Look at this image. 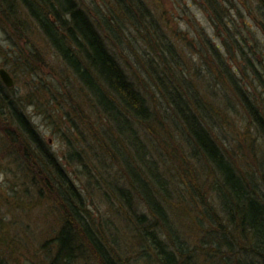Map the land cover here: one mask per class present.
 Masks as SVG:
<instances>
[{"label": "trees", "instance_id": "16d2710c", "mask_svg": "<svg viewBox=\"0 0 264 264\" xmlns=\"http://www.w3.org/2000/svg\"><path fill=\"white\" fill-rule=\"evenodd\" d=\"M168 1L178 18L188 16L190 5ZM192 4L203 10L213 31L188 20L193 26V62L203 61L206 70L204 75L197 68L193 77L192 64L181 61L190 45L183 42L189 39L170 37L165 31L166 26L172 31L177 21L165 7L160 12L161 0H0V24L14 31L15 39H8L15 50L13 69L36 80L42 60L32 42L37 36L70 71L79 91L76 99L69 95L58 102L54 94L47 95L46 104L54 105L52 118L37 102L43 98L36 90L45 83L21 96L13 91L12 70V88L0 79L5 144L22 150L20 166L36 175L37 196L45 202L54 200L61 212L57 232L40 247L44 264H80L89 259L96 264H127L119 227L103 218L98 221L84 190L68 172L72 162L85 168L94 193L125 210L131 223L137 220L133 237L144 249L151 248L147 258L154 257L159 264L190 260L189 245L169 206L171 200L184 196L176 187L180 183L193 196V228L202 242L193 246V264H264V104L254 100V86L243 84L240 77L247 78L250 71L264 88V72L251 57L248 39L234 26L239 17L247 29L255 25V31L264 35V0H248V4L192 0ZM247 13L253 24L245 22ZM235 53L241 56L242 67L230 69L225 58ZM210 67L216 71L212 73ZM26 102L50 119L67 141L65 163L29 119ZM57 111L62 112L61 119ZM227 113H241L245 142L249 134H257L259 143L260 137L259 151L253 150L255 141H251L253 159L242 143L227 139ZM88 114L102 115L91 135L102 158L109 157L119 167L115 174L112 165L102 166L99 154H93L99 166H94L96 174L92 172L85 162L89 152L68 140L72 132L80 135L81 128L91 125ZM231 143L239 146L243 159H237ZM247 163L251 169L242 170ZM137 196L145 207L142 214L132 205ZM8 225L12 226L0 211V264H11L6 254L12 232ZM198 253L201 263L196 262ZM38 263L42 264L30 261Z\"/></svg>", "mask_w": 264, "mask_h": 264}, {"label": "rangeland", "instance_id": "374dc122", "mask_svg": "<svg viewBox=\"0 0 264 264\" xmlns=\"http://www.w3.org/2000/svg\"><path fill=\"white\" fill-rule=\"evenodd\" d=\"M180 1L182 5H190L187 8L188 16L186 18L183 15L182 18H178V11L175 10L171 4H169V1L161 0V3H163L164 6L159 7L160 12H162V8L165 7L168 10L167 12L169 16L177 21V23L173 24L172 31L167 26L164 29L165 31H168L170 37H175L178 35L181 37L178 39H189L188 42H183V45H186L187 43H190V45H187L186 48H184L185 50L181 54V61L187 62L190 65L192 64L193 69H190L192 70V77L193 75H196L195 72L197 68L200 74L205 75L206 70L202 69L204 62L194 59L197 65L196 67L192 59L194 51L193 48H195V45L193 44L194 41L190 40V38L193 36V26H191L188 20L193 21L196 26L204 27L206 31L209 30L211 34H213V31L210 29V24L206 19V15L200 7L193 5L192 0ZM245 3L248 4V0H245ZM246 16H248V20L245 22L248 23L249 21L253 24L254 19H251L252 16L250 17L248 13ZM235 22L236 24H234V26L236 25L237 29L246 36L245 39H248L246 45L248 46V43L251 44V46L248 47L249 52L253 55L251 57L257 60L261 72H264V35L258 31H255V25H253L251 29H247L243 20L239 17H237ZM180 32L183 35H181ZM13 34L14 31L12 29L5 27L3 23L0 24V68H5L8 72L12 70V74L16 76V83L15 85L13 84V91L21 96L30 93L33 88L39 86L40 82L45 83L46 86H40V89L38 88L36 90V95L41 96V98L44 100L42 99V101L37 102L42 105V108L48 110L53 118L55 117L52 109V107L54 108V105L46 104L45 101L47 100V95L50 93L54 94L55 102L63 100L62 97L69 95L71 98L76 99V95L79 91L77 84L74 81V77L70 71L66 69L64 65H62L59 58L53 54V51L48 49L46 45H43L42 42L40 43L38 41L40 38L37 36L34 38L32 36V42L40 50V56L42 60L39 62L41 71H37L34 74L36 80H33V77L31 76L23 75L13 69L14 64L11 62L13 60V53L15 50H13V46L10 45V42H8V39H15ZM178 39L176 42L180 41ZM214 40L215 42L219 43L222 52H225V49L222 47L218 38H215ZM22 47H24V44ZM185 51L187 52L186 54ZM225 59L230 69L237 65L242 67L243 62L241 56L236 53L232 55L227 54ZM2 63H4V65ZM209 70L212 73L216 71V69H211V67ZM248 73L249 75L247 78L245 75H240L242 83H247V85L248 83L252 84L254 86V89L252 90L254 100L264 104V88L258 83L255 76L250 71H248ZM24 109L31 122L50 146V150L55 152L62 163H65V157L63 154L64 152H67L68 149L66 144L67 141L62 139L61 135L59 136L58 132L56 131L57 127L56 129L55 127H52L50 125V119L44 117L43 115H39L37 108L27 104V102L24 104ZM84 109L86 113L90 112L88 108L84 107ZM93 111H95V109ZM57 114L58 118L61 119V116L63 115L62 112L57 111ZM239 115L236 116L233 113H227V118L229 119L228 122L230 125L227 139L229 138V140L232 142L236 141V144L237 141L242 143L243 151L248 155L249 159H253V156L255 155L253 154L254 152H252V149H250L252 144L251 141H255L253 147L254 151H259L263 147V143L260 137V143L257 141V134H249L248 140L245 142L243 132H245L246 129L244 128V121L241 113ZM88 116L90 117L89 114ZM101 116L102 115L99 114L96 117H90L92 119L91 125L87 128H81L80 135L74 134L72 132L69 134L68 140L77 143L78 147H85V151L89 152L85 162H87L88 168L92 172L96 174L94 166H99V160L97 159L98 156L93 158V154H99L100 161H102V166L104 167L105 165L109 168L112 165L113 172L115 174L119 167L111 164L109 162L111 161L109 157L108 160H104V158H102V152L100 150L101 148L97 147L94 142L95 139L91 135L92 130L95 128L94 123H99L98 120H100ZM250 129L253 130L251 127ZM94 132L96 131L94 130ZM1 134L2 130L0 129V211L4 218H6L7 221L12 224V226L8 225L10 228L7 227L9 231H12L10 233L11 240L9 238V241L6 244V247L9 249L6 251L7 258L11 264H30L32 258L36 262L44 264L41 261L42 257L40 253V247L57 232L60 225L61 212L54 200H46L45 202L43 197L40 198L37 196V187L34 184V180L37 183L36 175H34V172L29 168V172H26L24 171V168L20 166V162L23 157L22 150L12 145L7 147L5 144L6 138L2 137ZM232 144L234 147L231 146ZM236 144L231 143L230 146L232 149L238 152L239 146ZM238 155L239 157L237 156V159H243V155H241L239 152ZM91 159L93 163L90 162ZM71 164L72 166L68 168V172L70 173L73 181L77 185H80V187L84 190L87 202L94 209V215L96 214L98 221H101L103 218L112 222L114 226L119 227L117 230L119 235L122 237L121 247L124 258L126 256L124 260H127V264H159L156 258H147L148 255H151V248L149 250H147V247L144 249L142 243H140L137 239L135 241V238L133 237L135 235L134 224L138 225L137 220H131V223L130 219L126 218L127 216L125 217V210L120 211L119 208H117L118 206L113 202H109L106 199L104 200L101 196L97 195V191L94 193L89 183V178L86 174L85 168L80 166L79 163L72 162ZM241 169L249 170L251 168H249V163H247L243 164ZM176 187L177 190H182L184 196L180 199V201L178 197L174 198L169 203V206H172L173 208L171 211V214L173 215V222H175L178 228H180L181 236L184 237L190 248V260L188 264H193V246L197 248L199 244L202 246V242L199 238L200 235L197 230L193 228V196L186 194L185 185L180 186L179 183V186L177 185ZM133 200L134 203H132V205L135 206L136 210H138V213L142 214L145 212V207L141 198L137 196L133 198ZM115 203L118 202L115 201ZM143 253L146 255L145 259H142L140 256ZM202 258L203 257L198 253L196 262L201 263ZM80 264H96V262L92 259H89Z\"/></svg>", "mask_w": 264, "mask_h": 264}, {"label": "water", "instance_id": "95a60500", "mask_svg": "<svg viewBox=\"0 0 264 264\" xmlns=\"http://www.w3.org/2000/svg\"><path fill=\"white\" fill-rule=\"evenodd\" d=\"M0 79L6 87L13 86V79L5 68H0Z\"/></svg>", "mask_w": 264, "mask_h": 264}]
</instances>
